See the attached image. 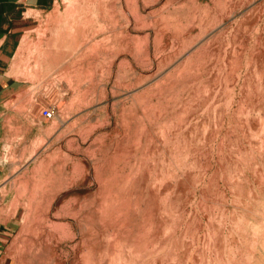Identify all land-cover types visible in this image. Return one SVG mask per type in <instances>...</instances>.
I'll return each instance as SVG.
<instances>
[{"label": "rangeland", "instance_id": "374dc122", "mask_svg": "<svg viewBox=\"0 0 264 264\" xmlns=\"http://www.w3.org/2000/svg\"><path fill=\"white\" fill-rule=\"evenodd\" d=\"M22 12L0 264H264V0Z\"/></svg>", "mask_w": 264, "mask_h": 264}, {"label": "crops", "instance_id": "0c3cea01", "mask_svg": "<svg viewBox=\"0 0 264 264\" xmlns=\"http://www.w3.org/2000/svg\"><path fill=\"white\" fill-rule=\"evenodd\" d=\"M53 0H0V105L18 92L23 85L13 77L12 64L18 39L27 27L23 10L43 12ZM5 227L0 223V246Z\"/></svg>", "mask_w": 264, "mask_h": 264}, {"label": "built area", "instance_id": "2783aa9c", "mask_svg": "<svg viewBox=\"0 0 264 264\" xmlns=\"http://www.w3.org/2000/svg\"><path fill=\"white\" fill-rule=\"evenodd\" d=\"M50 115H51V113H50V111H49L48 109H42V110L40 111V116H41V118H43V119H48V118H50Z\"/></svg>", "mask_w": 264, "mask_h": 264}]
</instances>
